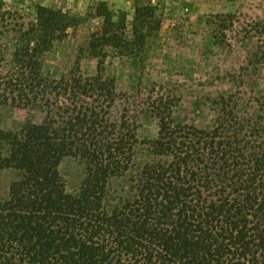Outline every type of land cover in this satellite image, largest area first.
<instances>
[{
    "label": "trees",
    "instance_id": "obj_1",
    "mask_svg": "<svg viewBox=\"0 0 264 264\" xmlns=\"http://www.w3.org/2000/svg\"><path fill=\"white\" fill-rule=\"evenodd\" d=\"M97 12L103 22L90 42L93 56L121 23L105 4ZM135 14L153 15L142 6ZM5 17L0 0V40ZM72 22L36 6L0 74V105L44 112L39 125L0 131V168L18 172L0 201V264H264V128L235 117L224 99L207 129L176 122L162 99L155 137L138 140L127 122L109 124L100 112V98L110 96L100 73L89 90L77 78L43 74L42 55ZM2 50L0 43V70ZM69 87L91 101L79 90L80 102L60 101ZM140 147L150 157L141 165ZM68 157L85 166L77 195L65 191L57 169ZM120 179L128 191L113 190Z\"/></svg>",
    "mask_w": 264,
    "mask_h": 264
},
{
    "label": "rangeland",
    "instance_id": "obj_2",
    "mask_svg": "<svg viewBox=\"0 0 264 264\" xmlns=\"http://www.w3.org/2000/svg\"><path fill=\"white\" fill-rule=\"evenodd\" d=\"M102 4L112 21L121 23L102 37V55L93 56L90 42L103 22L97 12ZM38 5L73 21L55 34L50 50L42 55L43 74L53 81L77 78L89 90L100 73L113 100L102 95L101 115L109 124L127 122L138 140L156 136L153 111L160 99L182 124L210 128L216 119L215 102L224 99L235 105V117L264 128V0H4L0 43L7 67L0 74L6 73L15 44H22L17 41L20 33L35 21ZM136 6L149 8L152 17H137ZM82 89L69 87V93L59 91L57 96L60 101L84 97L90 102ZM43 118L38 106L0 105V131L18 132L29 123L41 124ZM7 147L2 146L3 154ZM147 153L140 147L136 162L150 160ZM57 169L65 191L77 195L84 164L68 157ZM17 174L0 168L1 202ZM113 190L128 191L129 186L120 179Z\"/></svg>",
    "mask_w": 264,
    "mask_h": 264
}]
</instances>
